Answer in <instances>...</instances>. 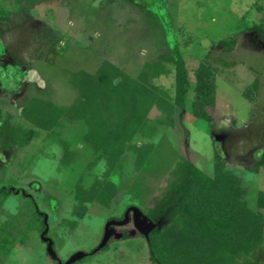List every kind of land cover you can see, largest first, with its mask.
I'll list each match as a JSON object with an SVG mask.
<instances>
[{"label":"rangeland","instance_id":"1","mask_svg":"<svg viewBox=\"0 0 264 264\" xmlns=\"http://www.w3.org/2000/svg\"><path fill=\"white\" fill-rule=\"evenodd\" d=\"M0 4L12 10L9 19L0 18V124L12 117L16 125L32 126L22 112L34 96L58 104L74 102L79 92L70 83L71 71L93 72L104 60L137 75L146 62L165 52L176 55L179 49L192 82L187 107H176L175 126L162 127L142 168L137 170L136 155L127 153L124 167L111 174L120 192L113 205L92 202L81 216L74 214L77 183L89 187L105 170L104 159L89 167L96 155L83 141L86 123L64 117L57 131L37 129L21 148L5 147L0 127V186L19 189L0 198V223L17 218L11 228L15 242L9 253L1 252L0 264L57 261L47 252L41 217L24 191L48 215V235L62 260L85 250L88 255L76 264H154L142 235L93 250L109 219L122 217L133 205L146 212L156 206L180 159L213 176L214 143L224 155L226 169L242 177L248 204L258 208L264 165L258 171L251 168L264 154V38L256 30L264 24V0H0ZM201 64L209 65L216 79L215 104L207 108L215 120L212 126L194 113ZM174 78V72L162 74L155 82L174 92ZM253 82L258 85L252 97ZM63 140L75 150L69 164L62 161ZM73 222L77 224L72 226ZM250 259L264 264V240L239 261L247 264Z\"/></svg>","mask_w":264,"mask_h":264},{"label":"trees","instance_id":"2","mask_svg":"<svg viewBox=\"0 0 264 264\" xmlns=\"http://www.w3.org/2000/svg\"><path fill=\"white\" fill-rule=\"evenodd\" d=\"M11 13V9L0 4L2 20L9 19ZM256 30L264 38V24ZM234 42L228 43L229 46ZM172 72L174 92L155 82L160 75ZM70 83L79 92L74 102L58 104L39 96L31 97L22 115L32 126L16 125L8 117L0 127L4 128L6 137L4 146L21 148L32 141L37 129L57 131L63 126L64 117L86 123L83 141L96 155L89 167L104 159L105 170L89 187L81 181L77 183L74 214L81 216L92 202L105 207L113 205L120 192L111 174L124 167L127 153L136 155L135 168H142L156 147L155 138L162 127L175 126L176 107H187L192 82L186 59L178 49L176 55L165 52L159 59L146 62L137 75L104 60L93 72L71 71ZM257 85L253 82L249 87L252 97ZM195 90L194 113L212 126L215 120L207 108L215 104L216 79L209 65L201 64L198 68ZM63 144L62 161L69 164L75 150L66 140ZM214 157L213 176L186 158L177 162L166 194L150 212L141 208L157 223L147 238L135 227L131 213L127 224L111 227L113 233L108 244L142 235L148 241L154 264H242L239 258L254 253L264 240V190L258 193V208H252L245 198L247 190L242 177L226 169L224 155L215 143ZM262 165L264 154L251 169L258 171ZM18 190L12 185L0 186V198L5 199ZM24 194L30 197L35 214L41 217V228L45 229L46 212L39 208L32 194L27 191ZM124 215L115 219H123ZM16 219L0 223V254L12 250L16 234L11 228ZM76 224L73 222L72 226ZM54 247L57 251L55 243ZM56 264L61 263L56 261ZM247 264L259 262L250 259Z\"/></svg>","mask_w":264,"mask_h":264},{"label":"water","instance_id":"3","mask_svg":"<svg viewBox=\"0 0 264 264\" xmlns=\"http://www.w3.org/2000/svg\"><path fill=\"white\" fill-rule=\"evenodd\" d=\"M130 213H132L133 222L135 224V227L147 238L150 234V232L157 226V223L151 220L140 207L133 205L130 206L124 215L123 219H110L107 221L105 225V233L104 236L100 242V244L93 250V252H97L101 250L103 247H105L111 236H112V229L111 227L113 225H125L130 221ZM45 229L43 230L41 237L42 240L47 242V252L49 255L59 261L62 262L61 258L58 255V252L56 251L54 247V239L48 235L49 233V223H48V215H45ZM88 255V252L85 250H78L75 253H73L64 264H74L78 262L79 260H82Z\"/></svg>","mask_w":264,"mask_h":264},{"label":"flooded vegetation","instance_id":"4","mask_svg":"<svg viewBox=\"0 0 264 264\" xmlns=\"http://www.w3.org/2000/svg\"><path fill=\"white\" fill-rule=\"evenodd\" d=\"M128 208H129V207H128ZM128 208H127V209H128ZM125 212H126V211H125ZM130 214H131V213H130ZM130 216H131V215H130ZM61 260H62V259H61ZM65 261H66V260H65ZM65 261H64V260H62L61 264H64V263H65Z\"/></svg>","mask_w":264,"mask_h":264}]
</instances>
